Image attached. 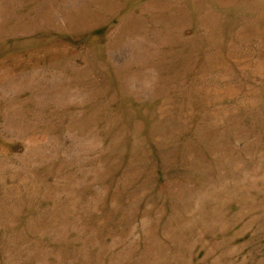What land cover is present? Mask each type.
Returning a JSON list of instances; mask_svg holds the SVG:
<instances>
[{
  "label": "rangeland",
  "instance_id": "obj_1",
  "mask_svg": "<svg viewBox=\"0 0 264 264\" xmlns=\"http://www.w3.org/2000/svg\"><path fill=\"white\" fill-rule=\"evenodd\" d=\"M0 264H264V0H0Z\"/></svg>",
  "mask_w": 264,
  "mask_h": 264
}]
</instances>
